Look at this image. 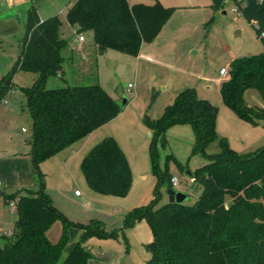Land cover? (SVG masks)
Returning a JSON list of instances; mask_svg holds the SVG:
<instances>
[{"label": "trees", "instance_id": "trees-1", "mask_svg": "<svg viewBox=\"0 0 264 264\" xmlns=\"http://www.w3.org/2000/svg\"><path fill=\"white\" fill-rule=\"evenodd\" d=\"M264 43V0H231ZM217 9L224 0H210ZM174 6L158 0L152 4L127 0H73L67 21L77 30L91 31L99 52L108 48L137 55L142 43L151 41L173 13ZM57 14L40 19L35 6L27 12L20 54L12 69L0 79V104L15 88L17 69L36 72L31 86L20 87L32 119L30 157L36 175L34 187L0 190L5 205L15 204L11 235H3L0 264H88L86 240L93 236H116V229L105 231L98 220L72 222L58 210L44 188L40 162L88 135L113 119L122 110L99 84L65 85L46 88L50 75L62 76V49ZM228 76L222 78V102L239 117L256 123L264 120V108L246 105L242 93L257 89L264 99V51L233 58ZM217 106L199 97L193 87L181 89L162 113L143 122L155 140L171 124L188 122L195 132L192 153L201 152L208 161L190 174L201 185L192 205L170 202L156 206L158 186L167 173L157 176L155 197L131 208L124 225L145 219L152 239L145 244L149 256L144 264H264V145L246 153L232 149L216 132ZM216 141L219 150L206 154ZM80 169L94 192L125 196L132 175L126 156L116 139L106 136L83 156ZM171 176H169L170 181ZM62 219L59 239L51 242L47 230ZM82 230L81 236L63 255L68 228Z\"/></svg>", "mask_w": 264, "mask_h": 264}, {"label": "rangeland", "instance_id": "rangeland-1", "mask_svg": "<svg viewBox=\"0 0 264 264\" xmlns=\"http://www.w3.org/2000/svg\"><path fill=\"white\" fill-rule=\"evenodd\" d=\"M173 1L187 4L190 0ZM192 1L194 6L181 8L170 15L167 26L174 24V29L170 31L163 46L160 61L157 64L144 62L145 67L139 72L138 80L134 76L133 64H125L123 68L120 64L110 65L117 69L114 95L123 105V116L112 120L111 124L113 133L124 147L122 150L132 175L128 193L125 196H114L94 192L88 186L80 165L77 166V173L72 174L73 180L69 179L66 184L55 171L56 164L44 165L45 160L39 164L45 191L64 217L81 223L98 220L105 231L116 229V236L113 237H89L85 246L90 255L101 242H106L114 246L120 244L122 253L127 251L136 259L148 258L149 252L145 244L152 239V233L147 221L140 219L124 225V219L131 208L140 205L137 203L145 204L155 197L159 173L167 174L164 182L158 186L157 207L169 201V188L186 193L183 203L187 205H192L201 192V185L187 171L192 172L206 163L208 158L201 152L192 153L196 142L192 125L188 122L171 124L154 140L143 122L144 114L156 118L162 113L163 106L172 100L169 98L172 86L193 87L199 97H207L217 106L216 132L219 137H225L235 151L246 153L264 145V120L257 119L256 123H251L239 117L222 102L217 87L221 66L228 67L233 57L264 51V43L231 0L217 9L209 5V0ZM18 70L21 71L14 77L17 92L8 96V105H0V134L15 143L22 139L29 140L31 135L32 119L20 87L30 85L31 78L36 74L33 71ZM65 79L71 83V77L66 75ZM56 80L54 75H50L44 86L55 88L67 85L62 81L56 84ZM128 82L132 87L127 86ZM242 98L246 105L264 108V99L255 88L245 89ZM108 133L111 131L101 129V133L87 144L84 153ZM218 150L217 142L213 141L204 151L206 154H213ZM172 175L177 177L178 185L169 181V176ZM75 188L82 193L85 188L90 189L92 196L84 195L83 201L76 199L71 195ZM4 212V215L1 214L3 216L0 215V234L12 230L14 212L8 205ZM54 222L47 234L51 242L59 239L63 226L61 218ZM69 228L67 244L73 241ZM4 241V236L0 235V245ZM65 254L63 251V255Z\"/></svg>", "mask_w": 264, "mask_h": 264}, {"label": "crops", "instance_id": "crops-1", "mask_svg": "<svg viewBox=\"0 0 264 264\" xmlns=\"http://www.w3.org/2000/svg\"><path fill=\"white\" fill-rule=\"evenodd\" d=\"M127 1L129 4H152L154 2V0ZM158 1L164 6H174L176 9H174L173 13L179 11V9L181 8L194 6L192 0L188 1L189 3L187 4H185L183 1ZM226 1L228 2L229 0H224V3ZM72 2L73 0H0V79L3 75L8 73L12 69L15 60L20 54L21 45L25 34L27 12L31 6H35L40 19H44L48 16L57 14L61 22L59 26V36L65 39L66 44L62 49V55L64 58L62 62V76L54 75L57 79L56 81H58L56 84H59V81H62L64 84L67 85L99 84L104 89H106L107 92L113 98L116 99L114 91L116 90L117 83V69L115 67H110V65L120 64L122 65L121 68H123L125 64H133L134 76L138 80L140 77L139 72L143 69V67H145L144 62H151L154 64L159 63L158 61H160L161 54L163 52L162 50H164L163 46L165 45L166 40L168 39L170 31L174 29V24L173 26H167L171 17L168 18V20L164 23L160 31L151 41L142 43L138 54L135 56L129 55L124 52H119L118 50L112 48H108L102 52H99L94 43L93 34L91 31L87 30L79 32L77 30L78 28L76 25H72L67 21L66 12ZM79 35L83 36V40L78 39ZM20 71L21 70L17 69L13 73L12 79L15 86H17V84L14 80V77L17 76ZM66 75L67 77H71V79H69L71 83H69L68 80L65 79ZM36 78L37 73L31 78L32 83L30 85H23L21 87L31 86L36 80ZM221 80L222 78L219 75L217 77L218 91ZM185 87L188 86H172L170 90L171 97L169 98H172L173 100L175 95ZM163 88L165 89L166 87L164 86ZM16 90V87L10 90L6 94L4 100L0 105H8V96L10 94L16 93ZM202 98L208 99L207 97ZM172 100L170 102H172ZM166 105L167 103L163 106V109ZM121 106L123 107V105ZM122 113L123 108L120 114H118L115 118L92 130L88 135L76 141L69 147H66L61 151L57 152L55 155L50 157V159L48 158L47 160H45L43 164H56L55 171L60 175L62 179L65 180L67 184V181H69V179L73 180L72 174H75L78 171L77 166L80 165L83 156L86 154L83 150H85L87 144L91 141V139L95 138L97 135H99V133H101V129H104L106 131L110 130L111 133H108V135L106 136L114 137L120 147H122V149L124 150V147L119 141L118 137L115 135V133H113V126L111 124L112 120L120 119L123 116ZM30 138L31 135L29 137V140L22 139L21 141L15 143L12 142V140L8 141V138L5 139L3 137V134H0V190L12 191L20 187H34L36 175L32 168L31 157L29 153L31 149ZM79 141L82 142L79 143ZM77 142L79 144H76ZM74 190H76V188ZM84 192L82 193L81 191L79 192V194H75V192L73 191V193L71 192V195L81 201H83L84 195H87L89 197L92 196L90 189L88 190L87 188H85ZM137 204L141 205L142 203ZM5 206L7 205L3 203L0 197V215L2 213L4 215ZM15 217L16 216L14 213L13 223ZM49 229L50 227L48 228L46 234H48ZM69 233H72L73 241L65 246L64 251L66 253L71 249L75 241L78 240V238L81 236L82 230L77 227L71 226L69 228ZM120 246V244L114 246L106 242H101L92 251L93 254L90 255L91 257L88 259V264L145 263L147 258L139 260L131 256L130 253L127 251L122 253V248ZM87 250L89 251V249Z\"/></svg>", "mask_w": 264, "mask_h": 264}, {"label": "built area", "instance_id": "built-area-1", "mask_svg": "<svg viewBox=\"0 0 264 264\" xmlns=\"http://www.w3.org/2000/svg\"><path fill=\"white\" fill-rule=\"evenodd\" d=\"M234 10H236V8H234ZM78 39H79V40H83V36H82V35H79V36H78ZM219 75L221 76V78H225V77H227V76H228V68L225 67V66L221 67V68L219 69ZM127 86H128V87H131V83H128ZM170 181H171V183H172L173 185H178V179H177L176 176H171ZM74 192H75V194H79V190H77V189L74 190ZM8 206H9L10 210L14 212V210H15V204H14V202L11 201V202L8 204ZM0 235H11V231H9V232H7V233H6V232L1 233Z\"/></svg>", "mask_w": 264, "mask_h": 264}, {"label": "water", "instance_id": "water-1", "mask_svg": "<svg viewBox=\"0 0 264 264\" xmlns=\"http://www.w3.org/2000/svg\"><path fill=\"white\" fill-rule=\"evenodd\" d=\"M126 99L124 98V101ZM150 134V133H149ZM189 174L191 173L189 170L187 171ZM168 194H169V201L172 202H177V203H180V202H183V200L185 199L186 197V193L182 192V191H174L173 189H168L167 190Z\"/></svg>", "mask_w": 264, "mask_h": 264}]
</instances>
